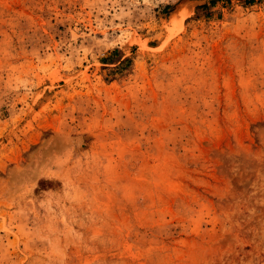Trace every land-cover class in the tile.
Instances as JSON below:
<instances>
[{
  "label": "rangeland",
  "instance_id": "rangeland-1",
  "mask_svg": "<svg viewBox=\"0 0 264 264\" xmlns=\"http://www.w3.org/2000/svg\"><path fill=\"white\" fill-rule=\"evenodd\" d=\"M0 264H264V0H0Z\"/></svg>",
  "mask_w": 264,
  "mask_h": 264
}]
</instances>
